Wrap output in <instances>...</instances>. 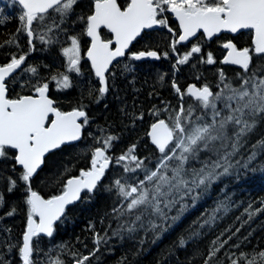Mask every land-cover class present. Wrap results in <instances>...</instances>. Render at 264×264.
Returning <instances> with one entry per match:
<instances>
[{
	"label": "snow or ice",
	"instance_id": "1",
	"mask_svg": "<svg viewBox=\"0 0 264 264\" xmlns=\"http://www.w3.org/2000/svg\"><path fill=\"white\" fill-rule=\"evenodd\" d=\"M6 5L17 9L19 23L0 40V208L5 217L20 215L22 228L15 240L10 228L0 229L6 234L0 235V264H92L110 240L156 243L184 223L214 184L238 178L264 153V0ZM161 60L170 67L157 83L170 84L172 100L146 109L124 104L119 131L113 123L88 131L90 104L119 91L118 80L128 81L135 62ZM128 83L134 88L135 77ZM73 88L78 95L69 99L66 90ZM124 133L135 138L117 151ZM252 135L259 139L245 156ZM101 189L113 202L100 217L101 224L108 218V227L100 232L88 225L91 250L66 241L51 245L68 206L92 200ZM231 204L227 196L217 200L162 254L198 244ZM261 209L264 200L245 212L251 217ZM240 231L224 228L205 251L194 248L188 264H264V248L246 251Z\"/></svg>",
	"mask_w": 264,
	"mask_h": 264
},
{
	"label": "trees",
	"instance_id": "2",
	"mask_svg": "<svg viewBox=\"0 0 264 264\" xmlns=\"http://www.w3.org/2000/svg\"><path fill=\"white\" fill-rule=\"evenodd\" d=\"M18 11L16 8H8L6 0H0V40L6 39L11 33H14L18 26ZM215 48V45H213ZM41 56L40 52L34 54ZM3 50H0V60H3ZM162 69L161 67H164ZM169 63L167 61H159V63H151L150 66H141L133 74L128 75V81L135 77V85L128 81L119 79V91L110 92L107 98L102 100L99 104H90L89 116L93 121V126L88 131H95L96 125L106 126L109 123L115 125V130L119 131L123 125L120 123L119 108L127 104L129 108L135 103L137 107L143 106L145 109L151 107L152 104H159L161 99L172 100L170 94L169 83H157L158 75L168 73ZM204 76L208 81L215 84V79L212 70H207ZM188 72L185 69L180 73V83L185 82V77ZM74 75V74H73ZM154 86V87H153ZM68 98L78 95V91L73 88L66 90ZM52 92L55 93V86H52ZM152 93L149 97V93ZM119 97V99H117ZM65 106L67 103L65 102ZM147 115V113H145ZM87 137V131L84 133ZM124 143L117 145V151L126 146L130 139H134V134L124 133ZM259 139L258 135H252L245 145V156L251 145ZM141 153L144 152V146H140ZM194 163V162H193ZM38 183V182H36ZM34 183V186H36ZM221 189H224L221 192ZM16 196L19 193L15 194ZM5 196L8 194L5 192ZM227 196L232 204L230 205L228 213L217 221L215 230L209 232L198 244H189L185 249H176L170 255H163L166 253L177 235L187 226V224L198 216L206 208L215 206L217 200H223ZM13 199L14 197H8ZM264 200V153L257 156L252 166L248 170L241 169L240 176L235 175L231 177L222 178L214 184L211 189L205 193L203 198L198 201V205L194 210H190L191 214L187 215L184 223L173 231L165 233L161 240L153 243L148 239L143 245H140L138 240H124L118 238L110 240L107 245H101L99 251L96 253V258H93L92 264H118L123 258V264H188V258L191 256L193 249L199 247L205 251L211 239H213L224 228L231 226L232 230L239 227L241 229L239 236L247 237L243 243L246 245L245 250H251L253 247L257 249L264 248V209L255 212L251 217L245 212V209L251 205V210L260 208V202ZM113 198L105 193L102 189L97 192L92 200H81L67 209V215L63 222H59L56 226L54 238L51 240V245L60 242H68L70 245H75L81 252H87L93 247L91 242L92 233L88 230L90 222L94 223L95 229L102 232L105 227H108V218H105L101 224L100 217L106 212L110 211ZM3 208H0V229L7 227L12 230V239L15 240L20 236L22 228V217L17 215L15 217L3 216ZM239 217V219H237ZM112 227H115L113 221ZM250 234V235H249ZM0 235H6L0 232ZM83 243H77V238ZM49 238H45L48 241ZM87 245V249L84 245ZM55 255V252H53ZM68 261V256L62 257ZM194 264H200L199 260Z\"/></svg>",
	"mask_w": 264,
	"mask_h": 264
},
{
	"label": "water",
	"instance_id": "3",
	"mask_svg": "<svg viewBox=\"0 0 264 264\" xmlns=\"http://www.w3.org/2000/svg\"><path fill=\"white\" fill-rule=\"evenodd\" d=\"M69 206H71V205H69ZM47 238V237H46Z\"/></svg>",
	"mask_w": 264,
	"mask_h": 264
}]
</instances>
